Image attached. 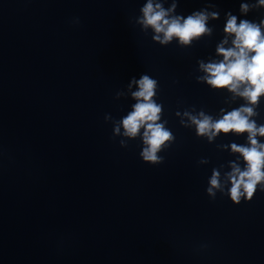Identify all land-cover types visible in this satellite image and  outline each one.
Instances as JSON below:
<instances>
[{
  "label": "clouds",
  "instance_id": "clouds-1",
  "mask_svg": "<svg viewBox=\"0 0 264 264\" xmlns=\"http://www.w3.org/2000/svg\"><path fill=\"white\" fill-rule=\"evenodd\" d=\"M177 6V0H173L171 7L167 9L162 0H147L140 9L142 15L136 22L144 30L151 28L155 33L153 40L162 45L170 43L174 38L182 45H189L194 38L210 33L211 30L207 27L209 17L218 18V13H209L207 10L193 12L185 18L173 14ZM253 7H264V0H258L256 5L241 3L239 9L241 13L247 14ZM237 19L236 15L229 13L224 28L225 33L234 36L233 47L226 49L223 44L218 46L217 52L223 56V60L218 63H201L200 68L207 75L200 79L206 80L213 88H227L247 103L215 121L203 112L198 115L185 112L184 116L196 126L197 135L207 136L209 140L221 132L237 135L247 133V145H231L232 151L243 158V170L233 162L232 170L226 173V182L222 184L220 172L213 169L206 189L208 196L213 199L216 192L220 191L228 195L233 204L239 205L242 200L250 202L258 190L264 191V143L257 139V136L264 137V125L258 126L251 119L258 115L255 107L259 105L261 97H264V19L259 22L241 19L239 23ZM223 43H227V40ZM132 84L138 87L137 91L131 93L136 103L132 106V111L115 124L114 134L121 135L122 128V135L125 137L134 139L141 136L144 145L140 152L142 160L152 165L161 164L164 158L158 153L170 146L168 142L175 137L165 127L166 121L160 122L162 105L154 100L157 81L149 75H142L139 80L133 78L129 88ZM120 145L126 147L127 142L120 140ZM227 184L230 187L226 188Z\"/></svg>",
  "mask_w": 264,
  "mask_h": 264
}]
</instances>
